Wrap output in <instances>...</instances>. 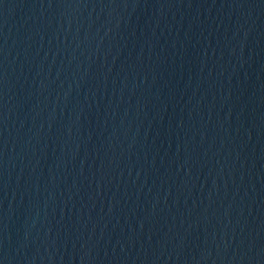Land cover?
I'll list each match as a JSON object with an SVG mask.
<instances>
[{
    "label": "water",
    "instance_id": "obj_1",
    "mask_svg": "<svg viewBox=\"0 0 264 264\" xmlns=\"http://www.w3.org/2000/svg\"><path fill=\"white\" fill-rule=\"evenodd\" d=\"M0 264H264V0H0Z\"/></svg>",
    "mask_w": 264,
    "mask_h": 264
}]
</instances>
